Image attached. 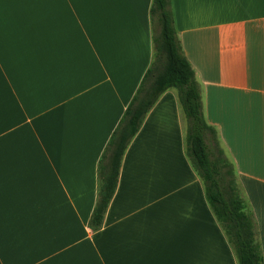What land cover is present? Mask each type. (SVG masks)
Listing matches in <instances>:
<instances>
[{"label": "crops", "instance_id": "0c3cea01", "mask_svg": "<svg viewBox=\"0 0 264 264\" xmlns=\"http://www.w3.org/2000/svg\"><path fill=\"white\" fill-rule=\"evenodd\" d=\"M168 1L207 143L234 172L264 264V0ZM152 4L0 0V264H238L174 88L128 143L102 224L89 223L103 152L154 65Z\"/></svg>", "mask_w": 264, "mask_h": 264}, {"label": "trees", "instance_id": "16d2710c", "mask_svg": "<svg viewBox=\"0 0 264 264\" xmlns=\"http://www.w3.org/2000/svg\"><path fill=\"white\" fill-rule=\"evenodd\" d=\"M151 12L157 14L160 27L159 35L154 38L156 56L162 57L164 61L156 73L153 72V66L147 69L107 143L103 152V158L107 161L104 166L99 165L98 196L89 223L94 229L102 224L128 143L158 97L167 89L174 88L187 122L186 153L202 178L205 198L212 212L222 225L228 241L233 244L238 264H263L255 237L253 213L240 196L230 164L221 157L222 153L214 154L207 143V137L210 134L213 136L214 131L203 117L194 71L181 52L169 1L153 0ZM151 75L153 78L147 87L145 80Z\"/></svg>", "mask_w": 264, "mask_h": 264}, {"label": "rangeland", "instance_id": "374dc122", "mask_svg": "<svg viewBox=\"0 0 264 264\" xmlns=\"http://www.w3.org/2000/svg\"><path fill=\"white\" fill-rule=\"evenodd\" d=\"M163 58L162 57H158L156 56V58L154 59V65H153V72L156 73L157 71L160 70L162 64H163ZM153 76L151 75L149 77V81L147 82V87L150 85V82L152 81ZM223 156V155H222Z\"/></svg>", "mask_w": 264, "mask_h": 264}]
</instances>
